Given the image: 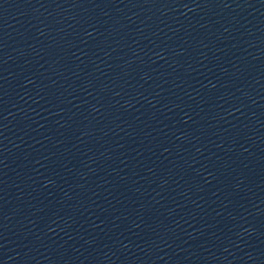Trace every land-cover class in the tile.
I'll use <instances>...</instances> for the list:
<instances>
[{
  "label": "water",
  "instance_id": "water-1",
  "mask_svg": "<svg viewBox=\"0 0 264 264\" xmlns=\"http://www.w3.org/2000/svg\"><path fill=\"white\" fill-rule=\"evenodd\" d=\"M264 70V0H198Z\"/></svg>",
  "mask_w": 264,
  "mask_h": 264
}]
</instances>
